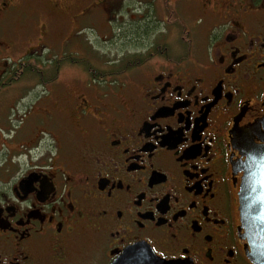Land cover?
I'll return each mask as SVG.
<instances>
[{
  "label": "flooded vegetation",
  "instance_id": "flooded-vegetation-1",
  "mask_svg": "<svg viewBox=\"0 0 264 264\" xmlns=\"http://www.w3.org/2000/svg\"><path fill=\"white\" fill-rule=\"evenodd\" d=\"M11 87L40 88L43 126L0 150V264H254L240 139L264 145V0H0Z\"/></svg>",
  "mask_w": 264,
  "mask_h": 264
},
{
  "label": "rangeland",
  "instance_id": "rangeland-1",
  "mask_svg": "<svg viewBox=\"0 0 264 264\" xmlns=\"http://www.w3.org/2000/svg\"><path fill=\"white\" fill-rule=\"evenodd\" d=\"M185 2H180L177 6L180 10H187L185 6ZM188 8L190 6L188 5ZM182 21L187 20L186 16L180 18ZM166 20V17H164ZM189 22L187 26L196 25L198 23V18L195 15L189 17ZM186 22V21H185ZM116 25V24H115ZM122 26V24L120 23ZM100 27V25H99ZM165 33H168L171 38H173L179 29L178 21H164V25H162ZM118 30L114 31L115 35H122L125 31L122 32ZM88 33L84 34L85 37L95 36V39L98 35L101 36L100 33ZM103 33H107V31H103ZM100 39H98L99 41ZM105 40H100V44L102 46V51L106 53H110V49L106 47H112L110 40L104 42ZM20 54V52H18ZM41 95L40 88H35L30 93H25L19 88H5L2 93H0V150L3 153H7L4 157H10L8 153L11 149L14 153V146L11 144H20L22 143L24 138L32 137L34 132L37 131L39 126H43L42 119L39 117V110L36 109L32 112L27 111L29 109L28 106L32 104H38V99L35 98ZM19 148V146H17Z\"/></svg>",
  "mask_w": 264,
  "mask_h": 264
},
{
  "label": "water",
  "instance_id": "water-1",
  "mask_svg": "<svg viewBox=\"0 0 264 264\" xmlns=\"http://www.w3.org/2000/svg\"><path fill=\"white\" fill-rule=\"evenodd\" d=\"M247 161L240 192L241 221L250 243L248 257L254 264H264V145L257 144L250 134H241Z\"/></svg>",
  "mask_w": 264,
  "mask_h": 264
},
{
  "label": "trees",
  "instance_id": "trees-1",
  "mask_svg": "<svg viewBox=\"0 0 264 264\" xmlns=\"http://www.w3.org/2000/svg\"><path fill=\"white\" fill-rule=\"evenodd\" d=\"M39 71H38V66L37 65H34L32 67H30V69L27 71V74H38Z\"/></svg>",
  "mask_w": 264,
  "mask_h": 264
}]
</instances>
